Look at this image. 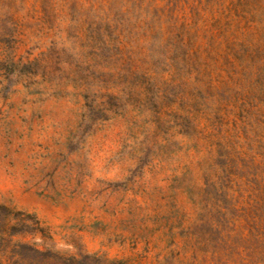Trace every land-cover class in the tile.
<instances>
[{
	"label": "rangeland",
	"instance_id": "obj_1",
	"mask_svg": "<svg viewBox=\"0 0 264 264\" xmlns=\"http://www.w3.org/2000/svg\"><path fill=\"white\" fill-rule=\"evenodd\" d=\"M0 264H264V0H0Z\"/></svg>",
	"mask_w": 264,
	"mask_h": 264
}]
</instances>
